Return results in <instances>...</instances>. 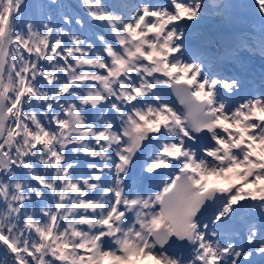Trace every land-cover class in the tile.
Instances as JSON below:
<instances>
[{
    "label": "snow or ice",
    "instance_id": "6c2138e0",
    "mask_svg": "<svg viewBox=\"0 0 264 264\" xmlns=\"http://www.w3.org/2000/svg\"><path fill=\"white\" fill-rule=\"evenodd\" d=\"M0 264H264V0H0Z\"/></svg>",
    "mask_w": 264,
    "mask_h": 264
},
{
    "label": "bare ground",
    "instance_id": "6f19581e",
    "mask_svg": "<svg viewBox=\"0 0 264 264\" xmlns=\"http://www.w3.org/2000/svg\"><path fill=\"white\" fill-rule=\"evenodd\" d=\"M241 12L244 13V18L241 20V22H253L257 23V21L255 20L254 16L251 13V9H241Z\"/></svg>",
    "mask_w": 264,
    "mask_h": 264
},
{
    "label": "rangeland",
    "instance_id": "374dc122",
    "mask_svg": "<svg viewBox=\"0 0 264 264\" xmlns=\"http://www.w3.org/2000/svg\"><path fill=\"white\" fill-rule=\"evenodd\" d=\"M246 1H250V3L252 2V0H240V2H242V3H245ZM213 20H215V19H213Z\"/></svg>",
    "mask_w": 264,
    "mask_h": 264
}]
</instances>
